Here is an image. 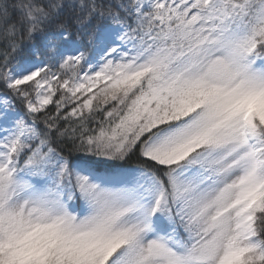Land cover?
Returning a JSON list of instances; mask_svg holds the SVG:
<instances>
[{"label": "snow or ice", "instance_id": "snow-or-ice-1", "mask_svg": "<svg viewBox=\"0 0 264 264\" xmlns=\"http://www.w3.org/2000/svg\"><path fill=\"white\" fill-rule=\"evenodd\" d=\"M0 264H264V0H0Z\"/></svg>", "mask_w": 264, "mask_h": 264}]
</instances>
